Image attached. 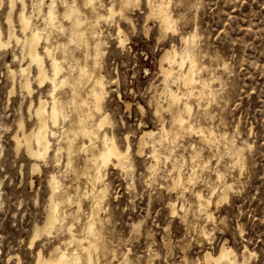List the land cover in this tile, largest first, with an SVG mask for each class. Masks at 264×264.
Wrapping results in <instances>:
<instances>
[{
	"label": "rangeland",
	"instance_id": "rangeland-1",
	"mask_svg": "<svg viewBox=\"0 0 264 264\" xmlns=\"http://www.w3.org/2000/svg\"><path fill=\"white\" fill-rule=\"evenodd\" d=\"M27 1L31 13L33 2L39 0ZM151 1L134 0L129 6H123L122 0L96 1L102 14L111 6L116 10L113 18L101 20L96 27L104 50L95 75L106 87L102 112L109 118L106 130L122 150L131 146V169L110 165L102 183L92 180V153L102 147L99 140L84 152L80 146L89 142L80 138L68 166L66 149L55 152L56 139L46 158L30 155L23 144L17 147V136L23 139V132L29 135L37 127L34 107L41 96L51 101L52 84L36 83V67L23 58L21 44L12 40L0 48V264H39L40 253L49 257L58 246L65 249L68 228L74 223L76 235L86 238L95 196L102 200L98 213L105 220L112 252L106 258L95 255L93 264H125V259L129 264H206L205 252L216 255L223 245L231 248L235 264H264V0H163L175 21L174 29L167 32L151 11L161 0ZM77 2L84 11L82 29L88 30L92 49L87 52L86 39L80 46L70 42L72 22L64 18L59 23L64 30L51 29L50 44H67L68 65L78 62L92 69L95 39L90 33L96 14L84 0ZM1 4L0 27L6 42L10 2L1 0ZM19 7L18 3L12 18L23 38ZM43 22L36 13L34 23L43 28ZM186 39L195 46L198 66L208 79L205 88L194 89L179 77L189 63L183 68L174 65L172 76L165 79L163 67H170L165 54L173 50L184 54ZM46 64L49 68L48 58ZM22 67H28L26 75L19 71ZM25 78L32 81V94L25 88ZM166 86L186 91L183 102L192 107L190 114L184 103L167 110ZM57 89L59 98L70 100L68 87ZM68 112L75 121L74 110ZM180 114L195 130L180 127ZM146 131L156 132V138L141 146ZM154 144L159 161L153 157ZM54 175L61 182L55 193ZM225 186L229 198L216 204ZM198 192L213 197L208 209L198 207ZM52 197L62 202L65 220L31 245L36 228L45 226Z\"/></svg>",
	"mask_w": 264,
	"mask_h": 264
},
{
	"label": "bare ground",
	"instance_id": "bare-ground-1",
	"mask_svg": "<svg viewBox=\"0 0 264 264\" xmlns=\"http://www.w3.org/2000/svg\"><path fill=\"white\" fill-rule=\"evenodd\" d=\"M96 1L97 0H84V5L87 6L89 9H91V11H94L96 14L95 22L91 27V33H90L91 37L95 39L94 52L92 54L93 59L95 61L93 65L94 68L92 69H90L88 65L83 66L78 62H75V64L68 65L66 63V54L70 52L69 51L70 48L67 46V44L62 43L56 46L54 44L53 45L50 44L51 29L60 28L61 30H64L63 25L59 24L62 21L61 18H64L72 22V26H71L72 33L70 36V42L71 41L72 43L77 42L80 46V44L84 42V40L86 39L85 42L87 44L85 45L88 48L87 52L89 53V50L92 49L89 48L90 43L87 42V40H89V33L87 32L88 30L86 28L85 30L82 29V26L85 25L84 11L79 6L80 4H78L79 1L77 2V0H50V3L48 2L49 3L48 5H46V0H39L36 3L33 2L32 4L33 12L31 13L28 11L27 0H9L10 14L8 17V24H9L8 41L5 42L3 40L4 33L0 27V40H1L0 48L8 47L11 44L12 40H15L17 44H21L23 58L28 59L30 65H34L36 67V75H35L36 83L38 82L40 87H43L47 83L52 84V89H50L49 91L51 101H48L46 98H43L40 95L41 97L39 96L40 98L38 104L36 105V107H34L35 108L34 115L37 120V127H35L34 130H31L32 132L30 131L31 133L29 135L23 132L24 128L21 129L23 132V139L17 136V147L19 145L20 148L21 147L20 145L23 144L27 149V150L25 149L26 152H28L30 155L38 159L46 158V156L49 155L48 153L52 148V144H53L52 139H56L58 141L59 148L55 152L59 153L58 151L62 150L63 148L66 149L69 158V160L67 161L68 162L67 166H68L71 165L72 163L71 157L75 151V146L78 145L76 143L80 138H82L83 140L86 139L89 142L88 145L86 142L84 141L82 142L80 149L84 152H88L89 148L95 147L99 140L102 142V147L100 149L93 151L92 159H91L93 162L92 180L94 179L95 183L97 184L105 181L106 170L110 165L114 166V168L125 169V171L128 168L131 169L130 168L131 164L129 162L131 146L130 144H127L126 148L122 150L116 143L114 136H110L108 130H106L107 125H109V118L107 114L102 113L103 100L105 98L106 87L103 79L95 75V67L99 65V58L103 55L104 50L102 49L103 40L101 39V34L96 27L101 20L113 18L116 14V10L114 6H111L107 9V14H102L98 11V7L96 6ZM122 1H123V6H129L130 4L133 3L134 0H122ZM18 3L20 4L19 7L20 11L17 12L18 22L20 25V31L24 36L23 38L18 36L12 18V13L14 12ZM148 3L152 4L153 2L151 0H148ZM60 4L62 5V7H64L63 12H60L59 10ZM1 5L2 4L0 0V6ZM122 11L123 8L120 9V13H122ZM151 11H152V15L156 16L159 19L161 23V28L164 29L165 32L174 29L175 21L171 15V12L169 11L167 4L163 2V0L159 1L157 5H153ZM36 13L39 17L43 19L44 21L43 23H45L43 28L42 27L39 28V26H37L34 23ZM185 41L188 45L186 48V52L184 54H179L177 53L176 50H173L172 52H167L165 54L164 60H167L170 64V67L168 69H164L163 67L165 79L168 80L172 76L174 65H179L181 68H183L186 65V63H189L188 70L187 71L185 70L186 72L185 73L183 72V74L179 77H181V80L184 82L185 85H193L194 89L197 88V86H201L202 88H205L209 83H208V79L203 78L201 68L198 66L195 46L194 45L191 46L189 39H186ZM192 43L195 44V38L192 41ZM56 50L60 51L61 55H59ZM92 55L87 54L86 56L91 57ZM46 58H48L49 61V68L47 66L48 64H46ZM19 71L23 75H26L27 72H29L28 67L26 68L22 67ZM57 81L60 87L69 88V94H70L69 101H64L57 96V91H58L57 89L58 85H56ZM24 85L26 90L30 94H32L34 89L30 78L26 79ZM208 88L210 89V86ZM84 90H85V95L82 96V92ZM165 91H166L165 93H167L166 95L169 96V103L167 105L168 106L167 110L174 111L175 108L178 109L177 107L178 105L184 103L183 101H184V97L186 96V91L184 93L177 92L173 90L170 86H166ZM203 94H206L205 91L203 92ZM184 107L185 110L190 114L192 107L188 103H184ZM70 108H72L74 112L77 114V118L75 121L70 119V115L68 112V109ZM158 113L159 112L157 111V114ZM172 115L174 116V114ZM191 123L189 122V120L187 121V119H185L181 114L179 115V124L181 128L187 127L190 128L191 130H195V127ZM21 125L22 123H20L19 126L21 127ZM54 128H58V130L56 131ZM155 138H156V132L146 131L141 137V146L147 145L148 139H155ZM173 138L176 140L177 139L176 135ZM163 143L164 142H162V144ZM235 145L233 147L234 149H235ZM155 148L156 147L154 144L153 157L156 160H158L159 156L157 155V151ZM165 158L167 159V157ZM153 166H151V168H153ZM182 179H183L182 176L179 175L178 181L180 183ZM190 180L191 181L193 180V176L190 177ZM51 184L54 193L58 191L61 187V182L55 175L52 177ZM53 197L49 205V213L45 226L42 229L39 227L36 228V233L32 240L31 245L34 244L35 240L39 238L42 233L52 234L56 226L60 224L63 220H65V218H63V214L60 211V205L62 202L54 201ZM94 198H95L94 201L95 209L93 208L90 217L91 219L87 222L85 228L88 236L83 239L80 238L74 232L75 223L71 224V226L68 228V235H69L68 241L64 243V245L66 246L65 249H63L64 247L62 248L61 246H58L59 245L58 244L57 245L58 247L57 248L55 247L56 254H51V255L49 254L50 255L49 257H44V255L40 253L38 259L39 264H93L95 255H99V253L100 254L102 253V255L105 256V258L106 256H109L108 253L112 252V249L110 242L105 237V220L98 213L103 208L101 204L102 200L101 198H99V196H95ZM212 198L213 197L207 198L204 196V194L198 192L196 194L198 207L200 209L203 207L208 209V207H210L213 203ZM228 198H229L228 188L227 187L223 189L221 188L218 194V199L216 201V204H219L222 201L227 200ZM171 209H172L171 212L175 214L176 206L173 205ZM79 211H81V205H78L77 213H79ZM75 219L79 220V216L76 215ZM88 239H89L88 241L89 245L85 246L84 242ZM74 244H77V246ZM97 258L99 259V257ZM204 259L206 264H235V261L232 257L231 248H228L225 245L222 246L221 250L216 255H214L212 252L209 251L205 252ZM124 262L125 264H129V261L126 259L124 260ZM109 264H113V262L111 261Z\"/></svg>",
	"mask_w": 264,
	"mask_h": 264
}]
</instances>
